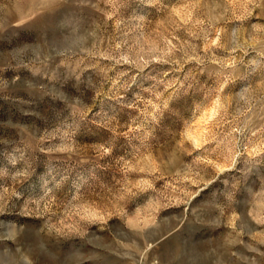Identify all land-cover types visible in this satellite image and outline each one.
Listing matches in <instances>:
<instances>
[{"label": "rangeland", "instance_id": "rangeland-1", "mask_svg": "<svg viewBox=\"0 0 264 264\" xmlns=\"http://www.w3.org/2000/svg\"><path fill=\"white\" fill-rule=\"evenodd\" d=\"M0 264H264V0H0Z\"/></svg>", "mask_w": 264, "mask_h": 264}]
</instances>
